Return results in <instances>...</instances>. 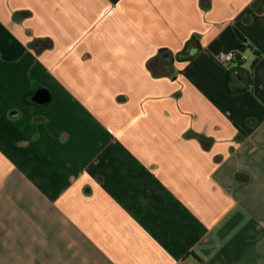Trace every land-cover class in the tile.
Returning a JSON list of instances; mask_svg holds the SVG:
<instances>
[{
  "label": "crops",
  "instance_id": "0c3cea01",
  "mask_svg": "<svg viewBox=\"0 0 264 264\" xmlns=\"http://www.w3.org/2000/svg\"><path fill=\"white\" fill-rule=\"evenodd\" d=\"M0 264H264V0H0Z\"/></svg>",
  "mask_w": 264,
  "mask_h": 264
},
{
  "label": "built area",
  "instance_id": "2783aa9c",
  "mask_svg": "<svg viewBox=\"0 0 264 264\" xmlns=\"http://www.w3.org/2000/svg\"><path fill=\"white\" fill-rule=\"evenodd\" d=\"M218 61L222 64H232L234 62H246L257 58L256 55H249L245 50H222L217 55Z\"/></svg>",
  "mask_w": 264,
  "mask_h": 264
},
{
  "label": "water",
  "instance_id": "95a60500",
  "mask_svg": "<svg viewBox=\"0 0 264 264\" xmlns=\"http://www.w3.org/2000/svg\"><path fill=\"white\" fill-rule=\"evenodd\" d=\"M33 100L40 104H45L49 101V96L45 90H39Z\"/></svg>",
  "mask_w": 264,
  "mask_h": 264
},
{
  "label": "trees",
  "instance_id": "16d2710c",
  "mask_svg": "<svg viewBox=\"0 0 264 264\" xmlns=\"http://www.w3.org/2000/svg\"><path fill=\"white\" fill-rule=\"evenodd\" d=\"M246 49H247V47H245V46L242 47V50L243 51L246 50ZM253 54L256 55L257 57L259 56V54H257L256 52H254ZM159 59H160V56H158L157 58H155L154 60H152L151 65L152 66H155V64L159 61Z\"/></svg>",
  "mask_w": 264,
  "mask_h": 264
}]
</instances>
